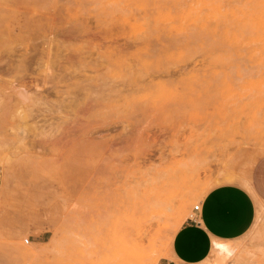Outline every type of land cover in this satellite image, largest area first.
I'll use <instances>...</instances> for the list:
<instances>
[{
	"label": "rangeland",
	"instance_id": "1",
	"mask_svg": "<svg viewBox=\"0 0 264 264\" xmlns=\"http://www.w3.org/2000/svg\"><path fill=\"white\" fill-rule=\"evenodd\" d=\"M223 181L255 215L199 264H264V0H0V264H159Z\"/></svg>",
	"mask_w": 264,
	"mask_h": 264
},
{
	"label": "crops",
	"instance_id": "2",
	"mask_svg": "<svg viewBox=\"0 0 264 264\" xmlns=\"http://www.w3.org/2000/svg\"><path fill=\"white\" fill-rule=\"evenodd\" d=\"M191 211L173 232L169 256L159 264H199L213 243L236 238L250 227L255 203L243 185L223 181L209 186Z\"/></svg>",
	"mask_w": 264,
	"mask_h": 264
},
{
	"label": "bare ground",
	"instance_id": "3",
	"mask_svg": "<svg viewBox=\"0 0 264 264\" xmlns=\"http://www.w3.org/2000/svg\"><path fill=\"white\" fill-rule=\"evenodd\" d=\"M150 197L147 196L145 198V201L142 202V217H148L152 215L159 216L161 213H168L166 212V209L171 206L170 202L168 201L170 200V198L166 199L154 194H152ZM106 249L108 252L105 253L106 258L103 264H147L149 262L148 260L153 258V255L149 252L138 253L133 248H130L127 245L123 244L122 240H120L118 236L115 237V239L111 238V243L106 246ZM83 250L85 249L83 248ZM93 250L99 251L100 249H98L97 247V250ZM103 256H101V258Z\"/></svg>",
	"mask_w": 264,
	"mask_h": 264
},
{
	"label": "built area",
	"instance_id": "4",
	"mask_svg": "<svg viewBox=\"0 0 264 264\" xmlns=\"http://www.w3.org/2000/svg\"><path fill=\"white\" fill-rule=\"evenodd\" d=\"M198 208V202L194 203L191 207L192 210H196ZM24 241H27V238H24Z\"/></svg>",
	"mask_w": 264,
	"mask_h": 264
}]
</instances>
